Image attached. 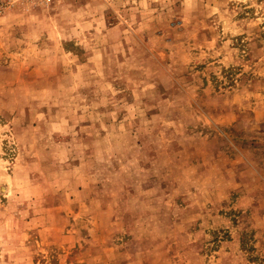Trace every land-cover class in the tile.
Wrapping results in <instances>:
<instances>
[{"label": "rangeland", "instance_id": "rangeland-1", "mask_svg": "<svg viewBox=\"0 0 264 264\" xmlns=\"http://www.w3.org/2000/svg\"><path fill=\"white\" fill-rule=\"evenodd\" d=\"M0 264H264V0H0Z\"/></svg>", "mask_w": 264, "mask_h": 264}]
</instances>
